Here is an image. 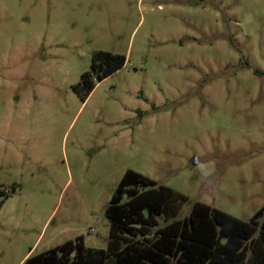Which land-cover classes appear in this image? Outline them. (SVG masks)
I'll use <instances>...</instances> for the list:
<instances>
[{
	"label": "rangeland",
	"instance_id": "rangeland-1",
	"mask_svg": "<svg viewBox=\"0 0 264 264\" xmlns=\"http://www.w3.org/2000/svg\"><path fill=\"white\" fill-rule=\"evenodd\" d=\"M97 51L126 63L82 101ZM128 170L177 219L264 208V0H0V264L106 249Z\"/></svg>",
	"mask_w": 264,
	"mask_h": 264
},
{
	"label": "trees",
	"instance_id": "trees-1",
	"mask_svg": "<svg viewBox=\"0 0 264 264\" xmlns=\"http://www.w3.org/2000/svg\"><path fill=\"white\" fill-rule=\"evenodd\" d=\"M126 63L122 55L94 52L90 72L75 87L85 101L96 83ZM187 197L128 170L111 197L106 249L87 248L82 237L28 256L21 264H264V208L248 221L204 203L177 219Z\"/></svg>",
	"mask_w": 264,
	"mask_h": 264
},
{
	"label": "crops",
	"instance_id": "crops-1",
	"mask_svg": "<svg viewBox=\"0 0 264 264\" xmlns=\"http://www.w3.org/2000/svg\"><path fill=\"white\" fill-rule=\"evenodd\" d=\"M27 255H28V254H26V255L24 256V258L21 260V262H20L19 264H21V263L27 258Z\"/></svg>",
	"mask_w": 264,
	"mask_h": 264
}]
</instances>
